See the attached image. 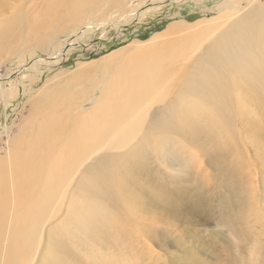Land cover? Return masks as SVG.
<instances>
[{
    "label": "rangeland",
    "instance_id": "374dc122",
    "mask_svg": "<svg viewBox=\"0 0 264 264\" xmlns=\"http://www.w3.org/2000/svg\"><path fill=\"white\" fill-rule=\"evenodd\" d=\"M32 1L0 0V80L7 78L0 84V164L15 140L36 138L40 117L34 99L46 83L55 88V75L81 70L87 83L63 89L70 92L73 108L85 95L81 105L89 110L101 92L94 85L104 79L101 61L109 55L172 26L180 31L178 25L209 20L206 25L214 31L202 37V44L215 43L210 35L218 37L257 2L264 3L99 0L81 12L65 8L40 24L30 17ZM102 24L107 27L74 37ZM177 33L170 38L185 35ZM229 35L222 33L221 39ZM66 44L55 67L16 74L29 64L49 63ZM204 52L177 61L172 72L185 69L190 77L204 67ZM168 83L162 99L155 101L151 93L139 97L129 112L104 118L105 127L92 143H76L79 149L87 146L85 162L71 168L55 188L25 256L9 264H264V80L243 86L236 97L205 100L178 98L188 80ZM49 92L44 89L38 100ZM186 106L187 118L173 121L180 128H158ZM55 150L53 155L59 154ZM93 169L102 178L89 175Z\"/></svg>",
    "mask_w": 264,
    "mask_h": 264
},
{
    "label": "bare ground",
    "instance_id": "6f19581e",
    "mask_svg": "<svg viewBox=\"0 0 264 264\" xmlns=\"http://www.w3.org/2000/svg\"><path fill=\"white\" fill-rule=\"evenodd\" d=\"M33 1L30 17L35 21L38 20L40 24H45L56 19L65 8L70 13L81 12L84 8L95 5L99 0ZM132 17L127 18L126 21ZM209 21L199 22L192 27L178 25L182 28L180 31H174L177 26H172L164 33L155 35L151 41L144 44L145 46L137 48L143 49L123 65L121 70H116L113 74L116 91L112 100L115 105L120 106L117 115L115 108H111L109 113L106 112L103 97L89 117V122L74 124L65 114L57 112L58 102L62 103V99L57 95L49 97L48 94L46 95L47 104L41 112L36 138L10 146L6 163L0 164V264H9L12 259L25 256L30 237L41 228L42 212L47 208L48 200L53 198L55 188L63 184L61 180L71 168L77 163L85 162L83 158L87 146L79 149L75 146L76 143L82 145L92 143L94 137L99 136L100 131L105 127L104 118L119 117L128 110L129 97L135 94L138 100L139 97L141 99L151 93L155 96V101L160 100L169 89V79L173 82L188 80L187 86L178 98L189 96L193 99L205 100L222 96L236 97L243 86H253L256 82L264 80V3L257 2L243 15L237 23L240 24V29L235 28L237 24L224 31L222 28L218 37L210 35L211 39L217 38L215 43L204 45L202 37L209 36L207 34L214 31L210 25H206ZM28 26L31 29V25ZM98 26L105 28L107 24L89 25L86 27L87 30H81L74 37L82 36ZM184 31V36L170 38L173 34ZM222 33L230 35L226 40H222ZM64 47L65 45L49 63L29 64L16 74L23 71L33 74L36 67L41 68V66H44L45 70L55 67L62 57ZM198 50H205L203 58L205 64L201 70L191 71L190 77L186 75L185 69H174L172 72V66L177 61L190 59L191 53H196ZM5 80L7 78L1 79L0 84ZM19 84L21 83L18 82L16 86ZM19 87L24 96V89L22 86ZM17 90L18 88L11 92ZM213 90H217L218 93ZM25 92L27 93L26 89ZM187 114L186 106L183 114L179 113L172 118L166 117L169 124H162L158 128L169 130L180 128L178 124H173V121L186 119ZM140 116L144 117L143 114ZM161 119L165 118L160 117L158 120ZM181 127L189 128L187 125ZM66 133L71 138L62 142ZM76 133L78 134L74 137ZM176 135L180 136L184 133L179 132ZM74 138L75 143H73ZM23 146H26L23 155H27L24 158L20 154ZM55 148L59 154L53 155ZM97 172V169H93L89 175L102 178L101 173Z\"/></svg>",
    "mask_w": 264,
    "mask_h": 264
},
{
    "label": "crops",
    "instance_id": "0c3cea01",
    "mask_svg": "<svg viewBox=\"0 0 264 264\" xmlns=\"http://www.w3.org/2000/svg\"><path fill=\"white\" fill-rule=\"evenodd\" d=\"M156 35H158V34H156ZM152 38L145 41V42L133 43L132 46H130L124 50H120L118 52H115V53L109 55L108 57H106L105 59H103L101 61V63H104V66L102 67L104 79L102 80V83H100V82L94 83L95 86H99V85L101 86V92H100L98 98L94 101L93 106L89 110L83 109L82 105H81L84 101H87L84 99L85 95L82 96L81 100H79L78 103H75V107L73 108V105L67 99L68 98L67 95H71L70 92L67 89H63V87L66 84L72 83L76 87V85H75L76 82H80V85L81 84L84 85L87 83V81H85L81 76V72H80L81 70H79L78 72L76 71L75 73H72V75H69L68 77H63V78H61V76H63V74L55 75L54 78L51 79V81L55 82V88L49 87L48 83H46L45 88H43L41 92L39 90L38 96H42L44 89H48L50 91L48 94V97L57 95L58 98H61L62 103L58 102L59 110L57 112L65 114L74 124H78L79 122H82V121L84 123H86L87 121L89 122L90 121L89 117L91 116L90 114H93L96 107L98 106L99 100L103 97L105 99L104 104L106 107V112H110L111 108L112 109L115 108L116 112H118L120 106L118 104L115 105L114 101L112 100L114 92L116 91V88L113 85V81H114L113 74L116 70H121L123 65H125L128 61H130L135 56V54H137V52L139 53V51L141 49H143V48L137 49L138 47L145 46L144 44L151 41ZM57 80H58V82H57ZM70 90L73 91V89H70ZM38 96L36 97L37 99L36 98L34 99L33 110H36L37 111L36 115H39V117L41 118V112L45 108V105L47 104V102H46V97L40 98L38 100ZM129 99H130L129 100L130 102L128 103V109L132 104L135 103L137 98L135 97V94H134L132 97H129ZM81 114H83V115H81ZM86 116H87V119H86ZM36 121L37 122L35 124V127L38 131V126H39L40 120L37 119ZM77 134L78 133H76L74 135V137ZM65 135L68 136L69 134L66 133ZM21 138H22V140H15L12 144H10L7 147V152L9 150L10 146H12L16 143H21V142H25V141L29 140V139H27V137H21ZM53 147H55V144ZM6 155H7V153H6Z\"/></svg>",
    "mask_w": 264,
    "mask_h": 264
},
{
    "label": "water",
    "instance_id": "95a60500",
    "mask_svg": "<svg viewBox=\"0 0 264 264\" xmlns=\"http://www.w3.org/2000/svg\"><path fill=\"white\" fill-rule=\"evenodd\" d=\"M66 49H67V44L64 47L63 54L65 53ZM63 54H62V56H63Z\"/></svg>",
    "mask_w": 264,
    "mask_h": 264
}]
</instances>
